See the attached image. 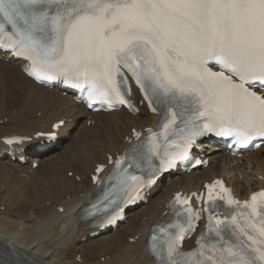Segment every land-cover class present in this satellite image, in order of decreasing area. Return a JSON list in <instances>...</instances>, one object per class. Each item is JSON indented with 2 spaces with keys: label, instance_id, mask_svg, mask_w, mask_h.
<instances>
[{
  "label": "snow or ice",
  "instance_id": "6c2138e0",
  "mask_svg": "<svg viewBox=\"0 0 264 264\" xmlns=\"http://www.w3.org/2000/svg\"><path fill=\"white\" fill-rule=\"evenodd\" d=\"M0 50L30 61L29 75L36 79L63 78L109 108L129 103L126 70L149 103L164 111L163 154L154 134L146 180L118 160L108 204L132 203L160 172L184 159L204 132L231 136L239 145L264 139V94L254 90L264 92V0H0ZM179 117L186 118L177 130ZM169 135L183 143L169 142ZM154 156L159 167L152 165ZM207 195L208 238L202 235L198 249L184 253L179 248L185 225L170 226L179 229L176 234L161 228L165 238L154 235L151 248L160 264H264V208L257 205L264 192L243 205L251 210L246 226L237 215H213L215 199L240 204L222 182L209 185ZM176 200L189 216L187 230H194L199 214L187 207L188 198Z\"/></svg>",
  "mask_w": 264,
  "mask_h": 264
},
{
  "label": "bare ground",
  "instance_id": "6f19581e",
  "mask_svg": "<svg viewBox=\"0 0 264 264\" xmlns=\"http://www.w3.org/2000/svg\"><path fill=\"white\" fill-rule=\"evenodd\" d=\"M18 65L0 54V208H5L4 212L0 210V248L26 264H153L146 240L153 225L170 219L167 203L173 193L198 190L205 180L215 177L225 178L238 196L264 187L260 179L264 177V146L235 163L218 149L204 145L209 148L206 156L211 160L206 170L172 178L170 183L160 181L151 190L147 205L130 213L126 224H121L115 233L91 238L96 230L89 227L90 222L79 221L82 208L95 192L90 175L97 165L107 164L109 157L130 147L133 131L154 127L159 118L144 105L136 116L120 111L90 117L70 96L36 84ZM81 118L86 122L78 133V129L74 130ZM64 119L55 144L40 151L42 140L34 136L50 132L54 123ZM9 135L32 139L17 147L25 152L28 166L14 162L6 154L9 148L2 138ZM118 137L119 143L115 141ZM55 145L61 150H55ZM34 162L39 164L35 169ZM68 172L80 176L81 182L69 179ZM15 192L18 202L12 204ZM17 226V231H11ZM124 235L128 236L125 240ZM84 238L86 242H82ZM79 254L81 260L76 261Z\"/></svg>",
  "mask_w": 264,
  "mask_h": 264
},
{
  "label": "rangeland",
  "instance_id": "374dc122",
  "mask_svg": "<svg viewBox=\"0 0 264 264\" xmlns=\"http://www.w3.org/2000/svg\"><path fill=\"white\" fill-rule=\"evenodd\" d=\"M80 122H79V128H78V130H77V132L79 133L82 129H83V127H84V125H85V120L84 119H80L79 120ZM4 124V123H3ZM81 127H82V129H81ZM80 130V131H79ZM78 133H76V134H78ZM119 137L118 138H116L115 139V141L117 142V143H119ZM59 150H61V149H59ZM50 156V155H49ZM262 156L264 157V153H262ZM68 178H72V175H68ZM31 184H32V182H30L29 183V187L31 188L32 186H31ZM35 190V189H34ZM16 193V192H15ZM17 197H18V193H16L15 195H14V198H13V202H12V204H15V203H17L18 202V199H17ZM0 198H3V194L1 193V197ZM15 199V200H14ZM1 200V199H0ZM1 203V202H0ZM44 205V203L42 204V206ZM13 212H15V211H17V209H18V204L17 205H15L14 207H13ZM1 211H4V208H1ZM21 217H24V214H22V215H20ZM18 223V222H17ZM18 226L17 227H12L11 228V231H17L18 229ZM108 257V256H107ZM104 261V258L102 259V262Z\"/></svg>",
  "mask_w": 264,
  "mask_h": 264
}]
</instances>
